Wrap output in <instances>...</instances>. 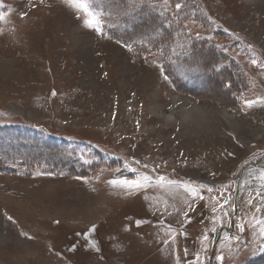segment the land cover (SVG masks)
<instances>
[{
	"label": "rangeland",
	"instance_id": "rangeland-1",
	"mask_svg": "<svg viewBox=\"0 0 264 264\" xmlns=\"http://www.w3.org/2000/svg\"><path fill=\"white\" fill-rule=\"evenodd\" d=\"M104 5L0 0V264H264V0Z\"/></svg>",
	"mask_w": 264,
	"mask_h": 264
},
{
	"label": "snow or ice",
	"instance_id": "snow-or-ice-1",
	"mask_svg": "<svg viewBox=\"0 0 264 264\" xmlns=\"http://www.w3.org/2000/svg\"><path fill=\"white\" fill-rule=\"evenodd\" d=\"M66 3L71 5L76 12L81 13L82 16H78V19H83V23L86 27L93 29L96 33L103 35L104 34V15L106 11V6L104 5V0H66ZM177 8L180 7L179 4L176 5ZM4 14L0 13V21L4 20ZM129 47V50H131V47ZM256 61L253 60V64H255ZM167 79V77H165ZM245 107L251 108L254 105L258 103H264V98H259L256 100L252 99H246L243 101ZM119 171V170H117ZM261 181V187L264 188V170H261L258 176L256 177ZM149 177L147 176H142L139 179H127V178H122V179H112L108 181V183L113 186V187H119L123 189H140L145 186V184L149 181ZM161 181L164 180V177L159 178ZM190 191V193L195 196L198 195L195 189L191 188L190 186L187 189ZM211 191V189H209ZM257 195H260L259 192H257ZM227 203V201H225ZM251 203V201H249ZM221 208L223 207V204L220 205ZM215 211V209H213ZM257 211H259V208H257ZM186 215V213H185ZM11 219V217H9ZM138 224L140 223L139 221L137 222ZM237 227L240 229V231H244V226L243 225H237ZM94 230V228L92 229ZM90 230V231H92ZM212 231H215V229H212ZM22 235H24L22 233ZM261 235H264V228L261 229ZM204 240L208 239V236L205 235L203 237ZM197 259V264H201L199 261V257H196ZM216 259L218 261L223 260V256L217 255Z\"/></svg>",
	"mask_w": 264,
	"mask_h": 264
},
{
	"label": "bare ground",
	"instance_id": "bare-ground-1",
	"mask_svg": "<svg viewBox=\"0 0 264 264\" xmlns=\"http://www.w3.org/2000/svg\"><path fill=\"white\" fill-rule=\"evenodd\" d=\"M243 1L248 2V3H251V2H255V1H257V0H243ZM174 99H175L176 101H179V98H177V97H174ZM196 106H197V104L194 102V107H196ZM189 114H190V112L184 113L183 118H184V119H187V118L189 117ZM172 117H173V115L170 116V119H171ZM253 181H255V182L257 183V179H253ZM258 181H259V180H258Z\"/></svg>",
	"mask_w": 264,
	"mask_h": 264
}]
</instances>
